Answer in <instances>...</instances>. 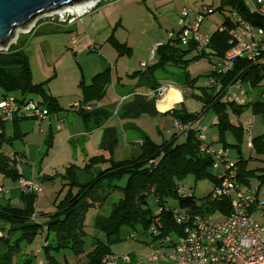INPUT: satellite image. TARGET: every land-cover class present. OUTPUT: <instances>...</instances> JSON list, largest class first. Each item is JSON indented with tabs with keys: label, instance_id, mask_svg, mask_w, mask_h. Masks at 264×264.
Segmentation results:
<instances>
[{
	"label": "rangeland",
	"instance_id": "374dc122",
	"mask_svg": "<svg viewBox=\"0 0 264 264\" xmlns=\"http://www.w3.org/2000/svg\"><path fill=\"white\" fill-rule=\"evenodd\" d=\"M226 1L228 0H224L225 3L222 4L219 0H103L97 9L70 25L47 22V25H44L46 27H41L37 33L38 29L32 34L20 35V45L29 61L32 82L35 84L45 83V90L57 98L58 105L62 110L57 114L58 119L61 120L64 116H68V124L65 129L59 130L56 124L61 121H57L53 117L51 128L46 123L32 120L19 121V128H14L12 123L6 126L7 134L5 135L12 139L10 144L2 146L1 152L9 158H12L14 153L24 155L21 162L16 163V169L19 176H24L25 180L31 179V176H27L29 172H34L37 177L40 169L42 175L40 185L43 190V193L36 194L32 213V220L42 225L43 228L32 240L20 242L18 253L12 258V264H84L86 261L85 255L75 257L67 249L46 250L45 246H54L52 239L55 235L50 233L48 241L45 243V226L50 221V217L56 213L59 202L69 191L68 186H64L61 181V176H65V169L72 168L77 183L85 185L93 176L85 171V165L90 158L101 154L98 152L101 132L92 131L90 134H86L87 129H92L85 125L71 108L72 101H77L80 98L79 85H89L93 75L110 69L111 81L106 88L104 97L98 103V107L109 112L110 117L106 123L110 122L115 130L117 143L112 155L114 162H125L133 157L134 154H131L130 150L131 145L138 144L141 134L158 145H165L181 142L190 129L198 130L205 127L206 143L216 148L221 146L216 143L217 131L214 126L216 122L214 114L211 110L202 111V104L193 97H188L186 92L183 95L185 98L181 99V104L188 114L194 115L189 124H186L187 126L173 119L170 113L173 109L181 107V104L170 107L167 113L162 110L163 103L171 91L179 93L183 91L179 89L180 83L184 82L183 70L169 66L166 71L156 72L155 77L160 86L151 88L150 91L156 94L158 89L165 86L169 89L167 88L163 95L156 94L151 99L141 96L146 102H151L153 106L149 109L156 112L155 114L134 116L129 104L128 108L124 109L129 116L122 118L124 110L120 107L118 90L125 86L122 91H126L135 84L136 79L130 80L126 75L142 70L140 63L151 66L156 62V59L151 58L154 49L167 43V32L179 30L178 14L182 10L185 9L191 14L202 13L204 20L201 32L210 34L215 32L222 23L223 18L216 9L221 4L226 8L228 6ZM72 39L77 42L84 40L83 45L80 46L82 48L79 49L75 44L73 45ZM115 42L125 48L120 54L115 48ZM126 49L128 50L126 51ZM194 56V52L187 54L188 60H192ZM216 62L217 58L213 56L191 61L185 73L191 79L199 77L195 83L196 87L206 86L208 79L203 76L212 70L213 64ZM228 90L236 95L239 94L235 92L233 85L229 86ZM240 90H243L246 96L241 100L243 103H264V80L256 88H250L243 84L240 86ZM11 95L20 99L18 94ZM194 95L198 97L197 89H194ZM1 97L2 91L0 90ZM32 98L41 101L38 97ZM197 115H200L198 120H196ZM230 117L233 122L239 121L244 129L246 128V132L239 141L241 155L255 157V152L247 147L248 136L252 139L264 135V114L253 115L251 109H247L238 120L232 114ZM249 121H251L250 125L252 123L251 127L248 125ZM175 122L180 127H176ZM191 123H193V127H191ZM197 125L200 127L196 128ZM182 128L183 131H181ZM49 132L51 135L48 138ZM70 133L73 134V138L68 139ZM227 138L229 139L228 143L233 142L229 135ZM227 155L230 162H233L237 157V152L228 148ZM209 158L212 160L211 157ZM263 161L262 157L260 161H250L248 168L263 169ZM108 167V164H104L95 167L94 170L99 172ZM211 171L217 176L221 175L223 168L220 162L215 164L213 161ZM84 175L89 178L82 179ZM126 180L127 176H122L117 180L118 185L124 187ZM13 183L14 180L11 177H4L0 173V187L8 190L9 193L8 196L0 195V201H4L5 204L8 201L12 208L20 210L24 208L23 202L20 201L22 191L19 187L13 186ZM251 184L257 186L255 181H252ZM181 185L191 188L194 198L197 200L207 197L214 187V184L207 179L196 181L191 176L187 177ZM120 197L118 192L113 191L102 209H90L87 212L84 227L86 252L91 248L92 238L104 239L102 233L92 228L94 217L108 215L111 204ZM147 203L153 214L159 212L153 197H148ZM177 204V200H170L166 206L173 209ZM219 219V216H213L214 221ZM159 241L151 242V238L144 236L140 228L134 231L130 227L122 226L116 238L112 239L110 251L116 257L127 255L131 257L129 264H136L139 260L147 264L151 248L157 247ZM0 249H4L2 243H0ZM25 260L30 261L28 263ZM135 260L136 262H134ZM159 264L172 263L163 260Z\"/></svg>",
	"mask_w": 264,
	"mask_h": 264
},
{
	"label": "trees",
	"instance_id": "16d2710c",
	"mask_svg": "<svg viewBox=\"0 0 264 264\" xmlns=\"http://www.w3.org/2000/svg\"><path fill=\"white\" fill-rule=\"evenodd\" d=\"M229 1L226 8L220 1L222 4L216 11L222 16V23L215 32L207 34L209 42L206 46L199 48L195 43L183 45L180 44L179 38L176 36V39L168 40L166 44L159 45L154 49L152 59H156V62L153 65L144 64L141 66L142 70L135 71L126 77L130 80L136 79L134 89H151L160 86L155 77L157 71H166L169 66L183 70L184 82L180 83L179 89H182L184 94L186 92L188 97H193L200 102L202 109L211 110L214 114L216 118L214 126L217 131L216 143L221 145L217 148L223 149L226 153L228 148L237 152V157L232 162L236 166L237 180L244 185L255 181L260 189H264V168H248L250 161H260L261 157L264 158V135L251 139V150L255 152V157L251 155L243 157L239 141L246 130L239 121L235 123L230 117L232 114L238 120L247 109H251L253 115L264 114V103L228 101L231 91L228 90L229 86L240 83L241 86L245 84L250 88H256L263 82L264 61L252 63L244 59L236 60L228 72L220 71L219 64L229 48L228 33L235 22L233 18L232 24L231 13L236 11L247 22L255 20V14L250 11L245 0ZM100 3L90 12L97 9ZM42 24H47V22H39L37 26ZM177 32L173 33L177 34ZM123 47L115 42V48L119 54L125 50ZM192 52L195 53V56L192 60H188L187 54ZM209 56L217 58V62L213 64L212 70L203 76L208 79V84L196 87L195 83L199 77L191 79L187 77L185 70L191 61ZM109 71L110 69H105L93 75L89 85L80 84V98L77 100V107L71 106L79 119L91 129L102 128L110 117L109 112L98 107V103L104 97L106 88L111 81ZM194 89L199 92L198 97L194 95ZM0 90L2 91L1 98L11 94H18L20 100L32 97L40 98V103L45 106L48 113L47 121L50 116L57 115L62 111L57 98L45 90V83L35 84L32 82L29 61L23 53L19 39L8 51L0 52ZM135 91L133 90L130 94L133 97L132 102L138 105V109L133 112V115L155 114L156 112L149 109L153 106L151 102L147 103L139 95L140 92ZM123 113L122 118L129 116L125 110ZM170 113L172 118L178 120L182 125L189 124L194 118V115L185 111L182 104L181 107L173 109ZM22 120L26 119L13 120V127L19 128V121ZM4 126V123H0V173L4 177H11L17 181L20 176L16 169V163H19L23 156L14 153L13 157L9 158L1 152L2 146L10 144L12 139L6 137ZM197 134V130L190 129L181 142L165 145H158L141 134V154L128 161L116 163L112 158L117 143L115 130L113 127L103 128L99 146L103 154L90 158L84 167L87 173L93 175L91 180L85 185L78 184L72 168H66L65 176H61L63 185L68 186L69 191L59 202L56 213L50 217V221L45 226V243H47L50 233L55 235L52 239L54 246L47 245L45 246L46 250L67 249L75 257L85 255V264H100L105 256L112 255L110 251L112 239L116 238L122 226L130 227L134 231L140 228L144 236L150 237L151 242H155L169 236L175 239L182 233V225L177 224L172 216V211L175 209H181L189 215H217L220 219L226 218L230 214V199L226 196L212 198L213 190L201 200L195 199L193 193L187 198H179L176 195L177 188L189 176L196 181L207 179L214 184V187L219 182L218 176L211 171L213 161L199 151L200 141ZM50 135L48 134V138ZM227 135L232 139V143L227 142L229 140ZM104 164H108L109 167L94 172L95 167ZM124 175L127 176L126 184L124 187H120L117 180ZM103 189L118 192L121 197L111 204L108 215L94 217L92 228L102 233L104 239L92 238L91 248L86 252V234L84 232L86 214L90 209H101L100 191ZM150 196L153 197L159 209L156 214H153L148 208L147 199ZM35 197L36 194L33 192H22L20 201L23 202L24 208L20 210L12 208L9 204L5 207L0 206V220L9 224L7 229H0V243L4 246V249H0V264H12V258L18 253L20 242L32 240L43 228L42 225L32 220ZM170 200L178 202L173 209L166 206Z\"/></svg>",
	"mask_w": 264,
	"mask_h": 264
},
{
	"label": "built area",
	"instance_id": "2783aa9c",
	"mask_svg": "<svg viewBox=\"0 0 264 264\" xmlns=\"http://www.w3.org/2000/svg\"><path fill=\"white\" fill-rule=\"evenodd\" d=\"M219 1L224 2V0ZM226 2L229 5L230 1ZM245 2L255 14V20L247 22L236 11L231 13L232 24L233 18L235 22L228 33L229 48L219 64L222 73L228 72L236 60L244 59L252 63L264 61V0H245ZM94 7L67 9L42 22L70 25L80 20ZM203 16L202 13L191 14L185 9L182 10L178 14L179 31L177 34L168 32V40L176 39L178 36L180 44L195 43L199 48L206 46L209 36L201 32ZM71 42L74 43V39ZM240 86V83L233 85L235 92L239 94L230 91L228 101L245 99V93L240 90ZM167 88L169 89L167 86L158 89L156 94L163 95ZM156 94L148 89L139 95L151 99ZM125 99L123 98L122 101ZM75 106L77 107V104ZM47 118V110L38 100L33 98L20 100L10 95L0 98V123H11L15 119L37 122L45 121ZM175 126L180 127L177 122ZM197 132L200 141L199 151L211 157L215 164L220 162L222 165L223 172L218 176L219 182L213 189L212 198L228 197L230 214L224 219L214 221V215H189L181 209L173 210L172 216L177 224L182 225V233L175 239L170 236L161 239L157 247L151 248L147 264H159L163 260L172 264H264V190L252 184L240 183L237 180L236 166L230 162L227 153L223 149L205 143V127H201ZM247 147L252 149L250 136ZM17 186L23 192L35 194L40 192V185L21 177L17 180ZM6 193L7 190L0 187V195ZM192 193L191 188L180 185L176 195L179 198H187ZM129 263L131 258L128 255L121 257L108 255L100 264ZM136 264L145 263L137 261Z\"/></svg>",
	"mask_w": 264,
	"mask_h": 264
},
{
	"label": "water",
	"instance_id": "95a60500",
	"mask_svg": "<svg viewBox=\"0 0 264 264\" xmlns=\"http://www.w3.org/2000/svg\"><path fill=\"white\" fill-rule=\"evenodd\" d=\"M102 0H0V52L8 51L22 34L67 9H84Z\"/></svg>",
	"mask_w": 264,
	"mask_h": 264
},
{
	"label": "crops",
	"instance_id": "0c3cea01",
	"mask_svg": "<svg viewBox=\"0 0 264 264\" xmlns=\"http://www.w3.org/2000/svg\"><path fill=\"white\" fill-rule=\"evenodd\" d=\"M44 25H47V24H42V25H39V26H36L35 27V29L32 31V32H34L35 30H37L36 31V33L37 32H39V30H40V28L41 27H46V26H44ZM55 27V26H54ZM31 32V33H32ZM83 43H84V40H81V42H77V41H75V39H74V43H72L73 45L75 44V46H77L79 49L80 48H82V47H80L81 45H83ZM142 64L143 63H140V67L142 66ZM144 65V64H143ZM118 85H119V83H118ZM134 86H135V84L133 85V86H131V87H129L126 91H122V88L123 87H125V86H122L119 90H118V93H119V101H120V107L122 108V109H126V107H125V105H127V104H130L131 105V107H129L130 108V110H132V112L131 113H133V112H135V111H137V109H138V105H137V103H135V102H132V96H130V94L132 93V91L133 90H136L135 92H146L147 91V89L148 88H146V89H134ZM184 95V93H183V91L182 92H176V91H171L170 93H169V96H168V98L165 100V102L163 103V106H162V110L164 111V112H169V108L171 107H174V106H176V105H178V104H181V99L182 98H185V96H183ZM10 96H12V95H10ZM187 97V96H186ZM123 98H127V99H125L124 101H121ZM77 102L78 101H72V103H71V106H75L76 104H77ZM148 103V102H147ZM146 106H149V105H146ZM128 108V107H127ZM205 109H203L202 111H204ZM158 111V110H157ZM204 114V113H203ZM118 116H119V114H118ZM53 117H55V119H57V121H61V122H57V124H56V127L59 129V130H63V129H65L66 128V125L68 124L67 123V118H68V116H64L61 120H59L58 119V117H57V115H52V116H50V119H49V121H37V122H41V123H46L47 125H48V127L49 128H51V126H52V123H51V120H52V118ZM200 118V115H197V117H196V120H198ZM195 120V121H196ZM194 121V122H195ZM193 122V123H194ZM12 123V122H11ZM11 123H7V124H5V126H4V133L5 134H7L6 133V126L7 125H10ZM193 123H191V127H193ZM13 124V123H12ZM188 125V124H187ZM187 125H184V126H187ZM251 125H252V123H251ZM251 125H250V127H251ZM18 126H19V124H18ZM183 126V127H184ZM105 127H112L111 125H110V122L109 123H106L105 122V124H104V126L102 127V128H94V129H92V130H89V129H87V131L85 132L86 134H90L92 131H100L101 132V139H102V130H103V128H105ZM198 127H200V125H197V127L196 128H198ZM249 127V128H250ZM127 128H129V127H127ZM247 128H248V126H247ZM246 129V128H245ZM41 131V130H40ZM181 131H183V128L181 129ZM48 134H50V132L48 133ZM184 135V134H183ZM184 137H185V135H184ZM70 138H73V134L72 133H70L69 135H68V139H70ZM140 138H141V136H140ZM101 139H100V141H99V146H100V142H101ZM140 140V139H139ZM174 140V139H173ZM138 144H139V146H141V141H139L138 142ZM138 144H134V145H131V154H134L133 155V157H131V158H136V157H138L140 154H141V150L140 149H138ZM44 145H45V142H44ZM99 146H98V152H100L101 154H103L102 153V151L100 150V148H99ZM45 147H46V145H45ZM22 154H25V153H22ZM139 154V155H138ZM22 156H24V155H22ZM21 162V161H20ZM19 162V163H20ZM40 169H39V173H38V175H37V177H35V175H34V172L33 173H31V172H29L28 174H27V176H31L30 178V180H32V181H34V182H36L38 185H40V178L42 177V175H41V173H40ZM94 172L96 173V172H98V170H94ZM41 175V176H40ZM21 177V176H20ZM21 178H25L24 176H22ZM85 178H89V176H87V175H84V177L82 178V179H85ZM79 180H81V179H79ZM14 185L13 186H15L16 188H18V186H17V181H14V183H13ZM258 187V186H257ZM259 188V187H258ZM262 190H264L263 188H261ZM21 190V189H20ZM22 192H23V190H21ZM41 193H43V190L41 189V185H40V192H39V194H41ZM101 196H102V203H101V209L107 204L106 203V201H107V199H109L110 197H111V195L113 194V191H105L104 189L103 190H101ZM3 195H6V196H8L9 195V193H8V190H7V193L6 194H3ZM108 202V201H107ZM9 202L7 201V204H8ZM7 204H5L4 203V201H0V206H2V207H5ZM32 218H33V216H32ZM34 221V220H33ZM9 227V224L6 222V221H4V220H0V229H7ZM131 258V257H130ZM26 261V260H25ZM140 261V260H139ZM28 262V261H27ZM134 262H136V260L134 261ZM147 262V261H146ZM29 263V262H28ZM85 264V263H84Z\"/></svg>",
	"mask_w": 264,
	"mask_h": 264
},
{
	"label": "bare ground",
	"instance_id": "6f19581e",
	"mask_svg": "<svg viewBox=\"0 0 264 264\" xmlns=\"http://www.w3.org/2000/svg\"><path fill=\"white\" fill-rule=\"evenodd\" d=\"M45 121H47V120H45Z\"/></svg>",
	"mask_w": 264,
	"mask_h": 264
}]
</instances>
